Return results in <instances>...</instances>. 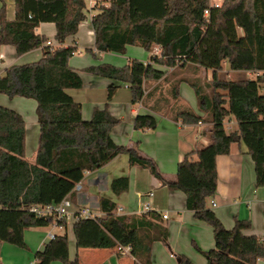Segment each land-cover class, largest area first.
Segmentation results:
<instances>
[{
	"label": "trees",
	"instance_id": "16d2710c",
	"mask_svg": "<svg viewBox=\"0 0 264 264\" xmlns=\"http://www.w3.org/2000/svg\"><path fill=\"white\" fill-rule=\"evenodd\" d=\"M0 45L11 44L18 54L34 49L47 38L35 32L42 21L55 24V39L60 45L45 44L42 55L34 61L7 66L0 75V92L36 100L39 144L35 162L25 158V120L20 112L0 104V241L27 247L24 229L48 225L53 215L38 216L29 207L34 204L72 199L74 185L85 170L98 168L118 153H126L130 165L147 167L158 179L185 194L186 207L195 217L212 226L214 246L195 248L206 264H255L264 258V235L247 234L249 218H235L232 227L224 226L207 199L217 184L216 156L230 152L233 142L243 144L254 161L255 185L264 186V0H223L210 5L208 0H110L95 7L90 19L93 48L85 50L124 52L127 44L145 49L160 45L159 54L149 61L131 58L123 65L109 62L91 64L83 69L125 83L132 102L161 88L163 99L158 106L173 119L183 123L208 122L204 133L208 141L185 152L177 163L173 180H167L156 162L140 152L139 142L116 143L111 128L119 121L108 109V102L94 107L90 118L81 113V103L66 88L80 87L78 69L70 66L69 57L78 50L76 42L64 44L67 36L87 20L86 0H14L15 16L6 17V4L0 0ZM209 8L208 14L204 9ZM230 69L253 70L243 79L219 76L222 61ZM154 63L169 70L156 68ZM210 68L211 78L201 76ZM186 81L194 90L204 114L187 105H177L178 86ZM145 91L146 83H153ZM116 85L108 86L111 97ZM163 89V91H162ZM162 98V97H161ZM155 106L154 108H158ZM232 115L237 128L227 131L223 119ZM152 114L138 113L133 126L154 129ZM116 194L128 188V177L111 179ZM102 215H78L73 222L77 247L128 246L134 264H148L154 240L169 247L168 229L155 209L117 213L114 201L100 197ZM66 224L67 217L58 220ZM175 264H193L177 253ZM34 264H78L70 259L67 234L55 233L35 251Z\"/></svg>",
	"mask_w": 264,
	"mask_h": 264
},
{
	"label": "crops",
	"instance_id": "0c3cea01",
	"mask_svg": "<svg viewBox=\"0 0 264 264\" xmlns=\"http://www.w3.org/2000/svg\"><path fill=\"white\" fill-rule=\"evenodd\" d=\"M4 1L6 17L13 19L15 16L14 0ZM55 31V24L52 21H42L35 27V32L46 36L51 41L52 47L60 45L55 39ZM83 35L87 38L85 47L93 48V30L88 20L82 21L78 25L77 32L67 36L64 41L66 45L73 42L78 45V50L69 57L68 62L70 66L79 70L82 78L80 87L66 88V92L81 103V113L85 119L90 118L94 107H100L107 101L110 113L119 119L111 128L112 139L123 145L138 141L140 152L156 162L158 169L167 180H173L177 163L183 154L196 144H204L208 141V136L204 133V130L208 128V122L183 123L180 119H173L165 112L168 109L165 110L164 106H158V99H163L164 96L160 87L148 94L144 101L132 102L125 83L122 84L117 80L83 69L99 62L123 65L131 58L147 62L150 55L159 54L160 45L155 44L146 50L139 44H127L126 53L113 50L99 51L100 57L97 59L91 55V52H82L80 49L79 43H82ZM44 45L45 43L42 42L40 46L18 54L13 45L1 44L0 75L11 64H20L40 58ZM93 51H95L94 48ZM154 66L169 70L162 64L154 63ZM211 72L210 68L202 69L201 76L209 79ZM248 73L250 74L248 77L255 75L253 70H248ZM154 83H146L145 91L149 90ZM111 84L116 85V88L108 98V86ZM23 97L15 95L12 97L14 100L11 104H6V102L0 104L14 108L23 116L25 120V158L29 162H35L39 144V123L36 120V113L31 115L24 112V105L32 103L27 101L28 99H22ZM176 104L187 105L196 113L204 114V110L198 106L193 88L186 81L179 83ZM155 106L158 108H154ZM138 113L152 114L157 121L156 127L154 129L134 128L133 119ZM223 123L227 131L237 128V121L232 115L224 117ZM216 169V190L208 197V205L225 227H232L235 218H249L250 226L243 229V232L258 236L264 235V186L254 183V161L245 146L233 142L230 152L216 156ZM121 175L128 177V188L116 194L110 187V181ZM78 182L80 187L75 188L71 199L73 205L87 208L97 215L104 213L98 208L100 197L114 201L116 209L119 208L116 210L117 213H131L140 211V193L152 191L149 201L153 209L161 215L162 213L167 214L166 217L162 216V222L168 229L169 247L160 240H154L150 245L148 264H175L177 253L187 256L193 264H206L205 256L195 248L193 243L201 249L213 247L215 242L212 226L207 221L195 217L193 211L186 207L185 194L182 190L168 186L166 181L156 178L147 167L138 164L130 165L126 153H118L98 168L85 170ZM74 220L75 218L68 217L67 223L62 227H52L48 224L44 227L41 225L25 228L23 234L27 247L0 241V264H34L35 251L41 249L48 241L50 237L47 233L50 230L54 233L65 232L67 234L69 258H77L78 264L135 263V257L126 246L77 247L73 230ZM50 264H62V262L54 259ZM255 264H264V258H258Z\"/></svg>",
	"mask_w": 264,
	"mask_h": 264
},
{
	"label": "built area",
	"instance_id": "2783aa9c",
	"mask_svg": "<svg viewBox=\"0 0 264 264\" xmlns=\"http://www.w3.org/2000/svg\"><path fill=\"white\" fill-rule=\"evenodd\" d=\"M87 1V20L90 21L93 14L95 13V7L102 6V5H108L110 0H86ZM210 4V3H209ZM216 3H211L210 5H215ZM209 8L204 9V13L208 14ZM45 44L51 45V41L46 39L44 41ZM80 184L79 182H76L74 185V188H79ZM152 194V191H147L144 193H140L139 200H140V211H147L153 209L150 201L149 196ZM212 202V199H211ZM29 210L33 211L36 215L42 216V215H53V220L50 222L49 225L52 227H62L63 224L60 223L58 220L63 217H73L76 218L78 215L84 216V217H94L97 214L93 213L92 211H89L87 208H79L75 207L71 201V199L68 196L63 197L58 202H52V203H46V204H34L29 207ZM116 210H119L117 208ZM166 213H162L163 217H166ZM47 235L49 237H53L55 233L50 230L48 231ZM129 248L128 246H126Z\"/></svg>",
	"mask_w": 264,
	"mask_h": 264
},
{
	"label": "rangeland",
	"instance_id": "374dc122",
	"mask_svg": "<svg viewBox=\"0 0 264 264\" xmlns=\"http://www.w3.org/2000/svg\"><path fill=\"white\" fill-rule=\"evenodd\" d=\"M222 1L223 0H208V2L210 4L211 3L220 4ZM83 36L84 37H82V39H81L82 43H79V47L82 50V52H86L87 50H85V48H86L85 47V44H86L85 42H87V38H86V35H83ZM126 48H127V45H126ZM126 48H125L124 52H120V53H126ZM91 55L93 57H97V59L100 57L98 53L96 55H93L91 53ZM219 76L222 77V78L238 79V78H244L246 76L248 77V76H250V74L248 73V70H234V69H230L228 67V65H227L226 60L224 59L222 61V69L219 71ZM129 93H130V91H129ZM21 97H23V96H21ZM22 99H28L27 101L32 103L31 105L30 104L29 105H27V104L24 105V109H23L24 112H26L27 114L35 115L36 100L34 98H31V97H23ZM13 100H14V98L9 97L8 95L0 92V103L1 102H6V104H11ZM29 134H30V131H29ZM43 227H44V225H43Z\"/></svg>",
	"mask_w": 264,
	"mask_h": 264
}]
</instances>
